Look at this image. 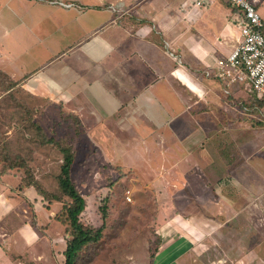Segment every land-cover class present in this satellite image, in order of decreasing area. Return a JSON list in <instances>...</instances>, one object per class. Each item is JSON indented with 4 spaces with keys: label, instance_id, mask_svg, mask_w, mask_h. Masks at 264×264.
Listing matches in <instances>:
<instances>
[{
    "label": "crops",
    "instance_id": "1",
    "mask_svg": "<svg viewBox=\"0 0 264 264\" xmlns=\"http://www.w3.org/2000/svg\"><path fill=\"white\" fill-rule=\"evenodd\" d=\"M198 1L0 0V69L85 130L142 143L144 159L161 150L148 168L191 200L163 226L179 249L166 250L171 235L141 264H264V127L227 124L225 88L207 75L241 36L236 11ZM17 182L0 179V264H62L61 204Z\"/></svg>",
    "mask_w": 264,
    "mask_h": 264
},
{
    "label": "rangeland",
    "instance_id": "2",
    "mask_svg": "<svg viewBox=\"0 0 264 264\" xmlns=\"http://www.w3.org/2000/svg\"><path fill=\"white\" fill-rule=\"evenodd\" d=\"M260 1L259 13L264 18V0ZM3 90L0 86L1 169L9 164L15 165L10 169L15 176L19 175L24 182L37 180L49 198L53 194L61 196L63 205L70 199L58 191V177L63 164L61 149L73 143L77 160L72 177L87 202L83 222L93 228L104 225L102 239L90 245L84 253L83 261L88 260L86 264H141L148 259L149 253L171 235L177 234L174 227L164 231L163 226L180 215V204L191 198L177 191L179 185H172V181L162 178V164L156 165L155 171L148 168L149 160L160 161L161 150L160 153L153 150L147 156L149 150L142 143L137 148L135 142L120 140L122 135L97 130L93 126L86 130L90 141L77 131L74 118L63 116L62 106L33 100L21 93L17 95L18 101L15 90L14 97ZM246 94L247 91L239 90L235 97H245ZM240 98L237 102H244L246 108L225 100L227 124L250 127L248 131L264 127L259 112L248 107L246 100ZM31 111H35V116ZM219 119L222 120L221 117ZM32 120L42 128L33 125ZM220 136L225 140L223 144L228 145L227 137ZM142 152H146V159ZM260 158H264V154L255 157L254 162L261 161ZM103 198L105 200L101 201ZM102 204L106 205L105 212L100 208ZM160 211H163L162 215ZM178 238L175 235L169 244L165 243L166 250H178ZM80 264L85 263L81 261Z\"/></svg>",
    "mask_w": 264,
    "mask_h": 264
},
{
    "label": "trees",
    "instance_id": "3",
    "mask_svg": "<svg viewBox=\"0 0 264 264\" xmlns=\"http://www.w3.org/2000/svg\"><path fill=\"white\" fill-rule=\"evenodd\" d=\"M0 77L4 79V81L0 79V86L4 89L3 90L4 92L10 94V97H14L13 90H15L16 99L18 101H20V99L18 98L17 95H20V93L22 95L26 94L28 98L33 99V97L29 93L25 92L21 88L20 86L21 84L19 81L14 80L9 74L5 73L1 69H0ZM235 93H232L231 95L225 94L226 96L224 99L227 100L232 105H235L240 108H246L245 106L246 104H244V102L242 101L237 102V100L241 99L240 97H242L244 100H246L245 103H247L248 107L254 109L255 111L257 110L256 112H259L260 116L261 115L264 116V100L258 99L256 95L252 92H247L245 97L242 95L240 97H235ZM62 113H64L63 114L64 117L67 116L74 118L76 123L75 125L74 124L73 125L74 126L78 125L77 131H79L80 133L82 132L83 136L86 138L88 137L89 139V136L86 133L82 121L77 116L71 114L68 111H65L64 109ZM31 114L35 116V111H31ZM32 123L33 125L37 124L35 120H32ZM37 125L39 129L42 128L39 124ZM48 142L52 143L54 141L48 140ZM72 144L73 143L71 142V144L70 145L68 144L66 148L61 149V154L63 156L62 158L63 164L61 166V174L58 177L59 179L58 191H60L63 196L68 197L70 199V202L61 205L60 209L57 211L54 217V220L62 228H64V233H65L64 237L66 240V247L62 252V255L64 257L62 264H80L81 261L86 264L88 260L83 261L84 253L90 245L96 244L102 239L104 225H102L99 228H93L87 226L83 222V216H85L87 202L73 181L72 171L77 160V154L73 150ZM14 167L15 165L13 164H9V166L5 169L4 167L1 169L0 166V179L5 176L17 177L19 182L17 188L20 191L33 189L38 195L39 199L41 200L43 206L48 210L52 209V207L55 204H61L62 202L61 196L57 194H53L51 197L52 199L49 198L47 193L43 191L40 185L37 183V180L31 179L29 181L24 182L22 177H20L19 175L15 176L13 174L14 172L11 171L12 168ZM104 200L105 199L103 198L101 201ZM105 207H106L105 204L104 205L102 204L100 206L101 210H103L104 212L106 210ZM157 249L158 248L154 249V251Z\"/></svg>",
    "mask_w": 264,
    "mask_h": 264
},
{
    "label": "built area",
    "instance_id": "4",
    "mask_svg": "<svg viewBox=\"0 0 264 264\" xmlns=\"http://www.w3.org/2000/svg\"><path fill=\"white\" fill-rule=\"evenodd\" d=\"M203 2L199 0L197 6L204 5ZM226 2L236 11L235 21L241 36L231 52L217 60L215 70L207 75L222 82L227 95L243 90L264 100V18L258 8L261 1ZM260 118L264 121L263 115Z\"/></svg>",
    "mask_w": 264,
    "mask_h": 264
}]
</instances>
